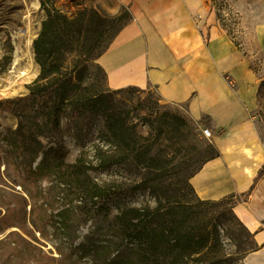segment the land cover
I'll return each instance as SVG.
<instances>
[{
    "label": "trees",
    "instance_id": "1",
    "mask_svg": "<svg viewBox=\"0 0 264 264\" xmlns=\"http://www.w3.org/2000/svg\"><path fill=\"white\" fill-rule=\"evenodd\" d=\"M56 1L41 0L45 18L33 41L40 72L29 85V93L10 100L8 107L20 119L13 132L15 148L23 151L37 145L28 164L32 168L42 154L36 173L50 158L56 160L57 167L74 168L77 177L87 173L88 168L111 170L129 166L137 174L134 188L149 191L155 200L154 205L119 206L118 213L106 219L107 239L95 249H106L115 243L112 264H187L191 259L214 258L209 255L218 249L224 234L254 238L234 212L235 195L203 199L190 182L207 160L220 154L216 146L204 145L211 154L190 168L181 156L192 128L184 114L171 109L146 113L141 120L149 126V132L143 134L139 122L124 115L115 103L114 95L125 87L111 90L104 86L107 72L96 61L131 20L128 7L111 14L84 6L75 15H69L56 6ZM98 122L102 128L100 140L92 144V158L88 150H83L74 163H66L63 124L70 126L75 139L83 142ZM184 188L188 192L182 191ZM81 192L85 194L81 202L91 205V218L95 219L99 201H103L106 214H110L120 197L121 185L116 179L105 185L93 181ZM227 205L228 213L210 212V208ZM227 214L243 233L233 231ZM257 248L255 241L250 251Z\"/></svg>",
    "mask_w": 264,
    "mask_h": 264
},
{
    "label": "rangeland",
    "instance_id": "2",
    "mask_svg": "<svg viewBox=\"0 0 264 264\" xmlns=\"http://www.w3.org/2000/svg\"><path fill=\"white\" fill-rule=\"evenodd\" d=\"M56 6L69 15H75L84 6L116 14L123 11L125 5L113 10V7H118L115 0H57ZM212 14L236 48L239 60L246 65L248 72L243 75V81H247L248 106L264 122V0H212ZM44 18L41 0H0V264H112L110 259L115 255L112 254L115 243L106 249H95L107 239L106 219L118 213L119 206L155 204L149 191L134 188L136 171L129 166L111 170L88 168L87 173H80L77 177L74 168L57 167L56 160L50 158L47 165L43 164L36 173L34 170L42 154L32 168L28 164L37 145L22 151L13 143L16 137L13 132L20 119L8 107L11 106L10 100L29 93V85L40 72L33 41ZM25 57V62L31 64L28 79L22 78L17 71L13 72L15 62ZM103 82L106 88L116 90L105 79ZM114 98L124 115L139 122L138 128L143 134L149 132V126L141 120L146 113L171 109L184 114L161 99L156 88L150 85L139 90L125 87ZM187 118L192 128L183 144L181 156L193 168L211 154L204 145H215L214 132L207 120L199 124ZM63 125L66 163H74L83 150H88L92 158V144L100 140L102 123L94 124L83 142L75 139L70 126ZM205 127L210 128V136L204 134ZM110 179H116L121 185L118 202L112 206L110 214H106L103 201H99L96 218L93 219L91 205L84 206L81 202L85 199L81 190L92 185L93 181L105 185ZM182 191L188 192V189ZM243 197H234L233 200ZM228 211V205L227 208H210L211 213ZM226 216L233 231L243 233L230 214ZM254 246L253 237L243 234L237 238L235 234H224L218 249L209 255L214 258L191 259L187 264H244L245 255Z\"/></svg>",
    "mask_w": 264,
    "mask_h": 264
},
{
    "label": "crops",
    "instance_id": "3",
    "mask_svg": "<svg viewBox=\"0 0 264 264\" xmlns=\"http://www.w3.org/2000/svg\"><path fill=\"white\" fill-rule=\"evenodd\" d=\"M131 20L99 58L111 88H156L191 120H207L220 154L190 179L203 199H238L234 212L258 248L244 264H264V122L248 106L244 62L212 14V0H115Z\"/></svg>",
    "mask_w": 264,
    "mask_h": 264
},
{
    "label": "bare ground",
    "instance_id": "4",
    "mask_svg": "<svg viewBox=\"0 0 264 264\" xmlns=\"http://www.w3.org/2000/svg\"><path fill=\"white\" fill-rule=\"evenodd\" d=\"M24 55H27L25 53H23ZM26 60V57L23 58V59H18L16 62H15V71L19 72V75L24 78V79H28L29 78V75L31 73V64L29 63V61L25 62ZM22 68H24V71H20Z\"/></svg>",
    "mask_w": 264,
    "mask_h": 264
},
{
    "label": "built area",
    "instance_id": "5",
    "mask_svg": "<svg viewBox=\"0 0 264 264\" xmlns=\"http://www.w3.org/2000/svg\"><path fill=\"white\" fill-rule=\"evenodd\" d=\"M203 132H204V134H205L206 136H210V135H211V130H210V128H208V127L203 128Z\"/></svg>",
    "mask_w": 264,
    "mask_h": 264
}]
</instances>
